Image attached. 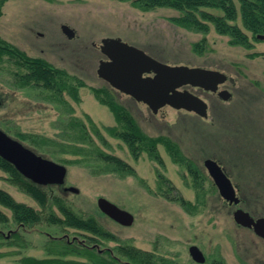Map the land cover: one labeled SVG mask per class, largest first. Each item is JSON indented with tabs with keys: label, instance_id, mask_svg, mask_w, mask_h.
I'll return each instance as SVG.
<instances>
[{
	"label": "rangeland",
	"instance_id": "obj_1",
	"mask_svg": "<svg viewBox=\"0 0 264 264\" xmlns=\"http://www.w3.org/2000/svg\"><path fill=\"white\" fill-rule=\"evenodd\" d=\"M1 12L2 40L30 58H41L64 70L84 86L78 88L77 101L64 93L67 105L61 104L45 90L15 85L17 70L5 57L0 64V130L65 166L62 186L40 187L49 196L61 195L76 214L94 217L113 240L91 242L89 233L49 225L45 220L31 226L17 224L12 211L0 205L8 219L0 224V264H23L24 258L82 261V257L55 252L54 240L73 238L87 246L95 243L99 250L108 249L124 263L126 258L118 247L148 254L153 264H196L188 253L189 246L196 245L206 257L204 264H264V239L235 224V207L219 197L202 164L207 158L214 160L241 200L238 209L254 219L264 218V41L253 42L250 50L230 46L228 38L216 34L212 26L206 34L175 26L168 20L178 16L172 9L142 11L116 0H6ZM62 26L70 27L74 37L67 38ZM103 39L124 42L168 66L219 72L227 78L220 89L231 97L223 101L215 94L192 90L208 106L207 118L169 106L153 114L143 103L112 90L98 78ZM203 39L202 50L196 53L193 46ZM252 53L258 55L249 58ZM101 89L128 111L141 133L176 143L203 177H193L160 144L157 150L162 164L145 151L134 156L122 139L106 131L118 124L93 93ZM73 119L85 126L93 145L121 160L133 173L114 170L97 159L94 146L72 140L78 134L68 126ZM17 134L40 136L50 143L36 149ZM64 187L76 188L78 193L64 191ZM0 190L41 215L45 213L1 170ZM98 198L129 213L133 223L123 227L105 217L97 207ZM50 210L60 216L52 203ZM70 244L80 248L76 242ZM103 255L107 257V253Z\"/></svg>",
	"mask_w": 264,
	"mask_h": 264
},
{
	"label": "trees",
	"instance_id": "obj_2",
	"mask_svg": "<svg viewBox=\"0 0 264 264\" xmlns=\"http://www.w3.org/2000/svg\"><path fill=\"white\" fill-rule=\"evenodd\" d=\"M6 0H0L1 7ZM119 2H129L133 7L150 11L158 8L172 9L178 12L177 17L168 20L177 27L186 31L206 34L212 26L216 34L226 36L230 46H239L246 50L253 47V42H258L257 35H264V0H116ZM237 2V5H236ZM201 42L194 44L193 49L196 53L202 50ZM258 54H249V58H254ZM11 61L16 70L14 76L17 77L15 85L22 88L42 89L51 94L61 104L67 105L63 99L66 93L78 100V88L84 86L79 79L70 76L64 70L55 68L41 58H30L24 52L18 50L13 45L0 38V64ZM98 102L106 106L113 114L118 126L107 128L106 131L112 136L122 139L129 147L134 156L145 151L149 157L162 164L157 145H162L172 160L185 166L193 177L202 176L194 162L186 158L180 151L176 143L166 137L150 138L138 128L128 111L120 106L110 92L104 89L93 90ZM74 120V121H73ZM68 126L77 131V135L72 140H81L94 146L97 159H101L106 164H111L114 170L133 173L127 169L125 163L118 158L104 153L101 149L92 144L85 126L78 120L73 119ZM99 139L102 138L97 133ZM22 140H29L35 147L40 148L42 144L50 143L49 140L40 136L17 134ZM52 143V141H51ZM55 145L56 143H52ZM92 144V145H91ZM64 147V146H61ZM79 150H84L81 148ZM0 170L8 174L9 181L17 186L21 191L30 196L41 207L44 214L16 202L8 193L0 190V205L12 211L13 220L17 224L34 225L45 220L49 225H56L60 228H70L77 231L89 233L92 237L90 241L98 242V239L113 240L112 234L104 230L98 221L92 217H82L76 214L65 203L61 195H50L45 188L32 183L24 178L10 163L0 158ZM203 177V176H202ZM51 203L57 208L60 216L50 210ZM182 205L186 203L182 201ZM8 221L5 214L0 211V224ZM56 253L60 256L82 257L84 260H64L54 258L50 260L23 259V264H153L148 254L131 247H118L116 250L125 257L127 262L95 252L94 250L77 248L74 244L66 243L63 240H54Z\"/></svg>",
	"mask_w": 264,
	"mask_h": 264
},
{
	"label": "water",
	"instance_id": "obj_3",
	"mask_svg": "<svg viewBox=\"0 0 264 264\" xmlns=\"http://www.w3.org/2000/svg\"><path fill=\"white\" fill-rule=\"evenodd\" d=\"M61 29L67 38L74 37V31L70 27L62 26ZM257 39L264 41V35H257ZM99 50L104 59L100 60L96 70L98 78L119 93L143 103L153 114L169 106L175 110H184L207 118L208 106L186 87L217 93L223 101H228L231 97L227 90H218L227 80L226 76L219 72L168 66L136 47L113 39H103ZM0 158L13 165L24 178L34 184L39 186L64 184L65 166L42 157L2 130ZM203 165L219 196L230 205L238 204L240 199L220 166L212 159H206ZM64 191L78 193L73 187L64 188ZM97 206L102 214L120 225L130 226L133 222V217L129 213L104 198H98ZM232 217L237 225L251 229L255 235L264 239V218L254 219L242 209H236ZM189 254L196 263L201 264L205 261L202 252L195 246L190 247Z\"/></svg>",
	"mask_w": 264,
	"mask_h": 264
},
{
	"label": "flooded vegetation",
	"instance_id": "obj_4",
	"mask_svg": "<svg viewBox=\"0 0 264 264\" xmlns=\"http://www.w3.org/2000/svg\"><path fill=\"white\" fill-rule=\"evenodd\" d=\"M220 86H222V85H220ZM220 86H219V89L218 90H221L220 89ZM188 90H190L191 92H192V90H200V91H202V92H205V91H203V90H201V89H199V88H192V87H186ZM205 93H210V92H205ZM212 94H215L216 96H217V93H212ZM218 97V96H217ZM219 98V97H218ZM208 159V158H207ZM206 160V159H205ZM205 160H203V163H204V161ZM202 163V164H203ZM203 167H204V165H203ZM204 169H205V167H204ZM206 170V169H205ZM206 175L209 177V175H208V173H207V171H206ZM210 178V177H209ZM210 180L212 181V179L210 178ZM65 182V181H64ZM212 184L214 185V183H213V181H212ZM62 186V185H61ZM214 187L216 188V186L214 185ZM64 188H66V187H64ZM63 188V189H64ZM216 190H217V188H216ZM217 192H218V190H217ZM219 194V193H218ZM181 197V196H180ZM220 197V196H219ZM182 201V200H181ZM225 202V201H224ZM225 203H227V202H225ZM241 204V200L239 201V203L238 204H236V205H234V204H228L227 203V205H229L230 207H235V210L236 209H238L239 207V205ZM181 207L183 208V206L181 205ZM119 208V207H118ZM234 210V211H235ZM233 211V212H234ZM233 212H232V214H233ZM105 216V215H104ZM105 217H107V216H105ZM108 218V217H107ZM108 219H110V218H108ZM111 220V219H110ZM111 221H113V220H111ZM113 222H115V221H113ZM116 224H118V225H120L119 223H117V222H115ZM133 223V222H132ZM120 226H123V225H120ZM124 227V226H123ZM65 239H67V237H65ZM73 243V242H76V244L77 245H79L80 246V248H85V249H89V250H94V251H96L97 253H99V254H105V253H107V255L106 256H108V255H110L111 257H113L112 256V252L110 251V250H108V249H106V250H99L98 249V246L95 244V243H93V245H91V246H87L84 242H82V241H78V240H76V238H73L72 239V241H69V240H66V243ZM92 242V241H91ZM192 246H195V247H197L196 245H192ZM192 246H189V249H190V247H192ZM198 248V247H197ZM199 249V248H198ZM200 250V249H199ZM201 251V250H200ZM202 252V251H201ZM188 253H189V250H188ZM102 254V255H103ZM202 254H203V252H202ZM189 256H190V254H189ZM203 256H204V254H203ZM190 258H191V256H190ZM204 258H205V261L203 262V263H201V264H204L205 262H206V257L204 256ZM191 260H192V258H191ZM193 261V260H192ZM194 263H196L195 261H193ZM196 264H199V263H196Z\"/></svg>",
	"mask_w": 264,
	"mask_h": 264
}]
</instances>
